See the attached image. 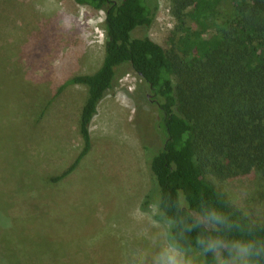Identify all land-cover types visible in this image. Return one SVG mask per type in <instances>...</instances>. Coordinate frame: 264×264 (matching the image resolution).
<instances>
[{
    "label": "rangeland",
    "instance_id": "obj_1",
    "mask_svg": "<svg viewBox=\"0 0 264 264\" xmlns=\"http://www.w3.org/2000/svg\"><path fill=\"white\" fill-rule=\"evenodd\" d=\"M149 35L168 53L176 39L171 0H156ZM105 12L74 0H0V264H136L168 225L145 206L148 155L164 144L156 100L129 65L79 130L88 89L70 78L105 56ZM212 176V175H211ZM211 180L232 204L264 222V183L250 175ZM257 187V190L254 191ZM166 242V241H165ZM190 254L205 264L199 250Z\"/></svg>",
    "mask_w": 264,
    "mask_h": 264
},
{
    "label": "trees",
    "instance_id": "obj_2",
    "mask_svg": "<svg viewBox=\"0 0 264 264\" xmlns=\"http://www.w3.org/2000/svg\"><path fill=\"white\" fill-rule=\"evenodd\" d=\"M74 2L105 12V56L97 71L60 88L83 84L88 94L79 124L82 150L53 180L70 174L89 153L91 120L113 91L117 70L129 65L156 100L165 134L161 149L147 157L152 187L145 206L156 204V218L171 236L201 201L238 215L210 177L250 175L264 183V0H171L177 24L170 53L149 35H134L152 25L156 0ZM170 220L176 222L171 227ZM196 235L185 233L179 242L199 250Z\"/></svg>",
    "mask_w": 264,
    "mask_h": 264
},
{
    "label": "clouds",
    "instance_id": "obj_3",
    "mask_svg": "<svg viewBox=\"0 0 264 264\" xmlns=\"http://www.w3.org/2000/svg\"><path fill=\"white\" fill-rule=\"evenodd\" d=\"M186 205V199L178 201L179 208ZM237 212L238 215H233L201 201L198 208L188 209L176 235L165 232L157 237L155 252L150 256L140 253L136 264H200L199 259L190 254V249L179 242L185 233L192 231L197 233L196 245L205 264H264V227L252 220L246 206L240 205ZM168 223L171 227L176 222Z\"/></svg>",
    "mask_w": 264,
    "mask_h": 264
}]
</instances>
